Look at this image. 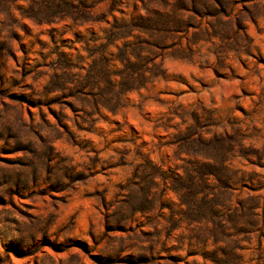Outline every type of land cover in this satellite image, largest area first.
<instances>
[{
  "label": "rangeland",
  "instance_id": "1",
  "mask_svg": "<svg viewBox=\"0 0 264 264\" xmlns=\"http://www.w3.org/2000/svg\"><path fill=\"white\" fill-rule=\"evenodd\" d=\"M209 139L262 205L264 0H0V264H264L160 178Z\"/></svg>",
  "mask_w": 264,
  "mask_h": 264
},
{
  "label": "trees",
  "instance_id": "2",
  "mask_svg": "<svg viewBox=\"0 0 264 264\" xmlns=\"http://www.w3.org/2000/svg\"><path fill=\"white\" fill-rule=\"evenodd\" d=\"M98 76L100 74L97 75L93 70L89 80ZM83 79L87 81V78ZM85 80L80 81V85H85ZM204 145L206 151L201 156L206 160L191 161V167L186 169V176L164 171L160 178L166 188L179 197L180 205L185 207L186 222L210 225L208 234L200 235L201 238H206L208 235L213 241H223L230 237L232 229H237L240 233L253 232L251 228L257 226L256 230L259 232V240L262 244L264 203L261 205L260 195L249 193L246 197H242V193H237L241 188L237 189L235 186L238 182L237 173L229 164V149L226 142L209 139ZM218 145L222 148H217ZM159 168L156 167L158 171ZM156 178L155 176L153 180ZM235 200H238L237 204ZM216 260V264H223Z\"/></svg>",
  "mask_w": 264,
  "mask_h": 264
}]
</instances>
